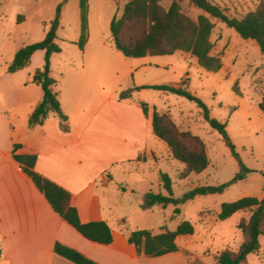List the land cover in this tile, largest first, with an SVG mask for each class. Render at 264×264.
I'll return each mask as SVG.
<instances>
[{
    "label": "rangeland",
    "instance_id": "374dc122",
    "mask_svg": "<svg viewBox=\"0 0 264 264\" xmlns=\"http://www.w3.org/2000/svg\"><path fill=\"white\" fill-rule=\"evenodd\" d=\"M65 0H0V141L7 140V123L10 112L26 94L24 86L32 80L34 73L43 68L44 51H38L28 67L15 73L7 72L8 65L22 48L44 40L57 8ZM130 0H88L89 38L85 51L76 44L81 36V0H66L61 9V27L58 31V44L64 49L62 54L54 55L53 76L58 80L57 91L60 94L61 74L59 64L72 60L79 63L91 61L97 44H105L111 52L110 63L114 69L108 79L122 84V92H131L126 99L146 102L152 111L155 107L162 113L171 112L174 121L184 131L199 136L207 146L210 167L200 175H191L181 180L184 164L173 157L155 164L142 165L135 161L130 164L135 170L124 177L125 184L134 189V194H125V198L115 194L119 207L133 209L127 220L128 230H155L166 225L169 230L177 229L182 221H190L195 226L191 241L181 239L193 257L201 256L202 264H215L214 255L230 247L238 249L242 242V232L238 228L241 219H249L250 213H236L226 221L217 219L223 203L235 202L244 197L262 198L264 195V113L259 103L264 97V55L259 46L251 40H243L236 31L213 20L215 28L211 40L213 54L223 60V68L218 73L208 72L199 66L195 57L187 58L183 53L152 58H126L114 46L111 35V22L121 17ZM226 10L230 17L242 18L254 11L264 0H211ZM171 0L164 3L168 7ZM183 12L196 20L202 11L185 0L180 2ZM145 60L165 63L162 68L145 69L136 67ZM110 64V65H111ZM112 70V69H111ZM189 77L185 78L184 75ZM184 82V83H183ZM186 84L188 90L199 97L209 108L212 118L227 123V131L236 151L247 168L254 170L243 181L229 185L224 192L197 196L184 201L178 207L180 215L174 212L176 207L166 209L158 207L154 211H144L142 205L149 192L159 193V178L162 173L170 176L174 197L183 200L186 193L201 186H222L232 181L240 172L239 163L232 155L222 136L205 121L198 106L184 97L163 93L153 89L136 88L137 85ZM240 90L237 94L234 87ZM144 87V86H143ZM160 144L165 143L158 139ZM164 153V152H163ZM161 180V179H160ZM161 183V182H160ZM162 186V185H161ZM121 208V209H122ZM140 208L138 211L137 209ZM260 254H252L248 264H264V237L260 238ZM189 243V244H188ZM247 263V262H246Z\"/></svg>",
    "mask_w": 264,
    "mask_h": 264
},
{
    "label": "crops",
    "instance_id": "0c3cea01",
    "mask_svg": "<svg viewBox=\"0 0 264 264\" xmlns=\"http://www.w3.org/2000/svg\"><path fill=\"white\" fill-rule=\"evenodd\" d=\"M106 47L97 44L91 61L72 60L58 65L60 101L69 131L62 129L58 117L29 129V117L43 97L42 89L32 80L24 86L26 94L20 102L8 109L7 123L12 128L7 125L8 141H0V264H74L55 253L56 244L77 250L98 264H202L201 256L193 257L187 245L180 243L181 239L190 242L192 235L179 237L178 251L160 257H148L128 241L135 230L127 229V220L134 210L121 209L114 197L117 194L122 200L125 194L135 192L125 184L124 177L141 169L133 170L130 164L144 157L142 165L153 162L158 168V163L165 160L162 154L169 160L172 155L153 130L152 117L157 109L151 111L147 105L145 114L140 104L146 102L119 98L122 84L108 79L115 66L109 61L112 54ZM63 52L62 48L60 54ZM177 53L193 57L190 53ZM163 66L165 63L145 60L136 68ZM143 86L149 85L136 88ZM16 145L20 148L15 154L36 156V172L72 195L82 223L109 224L114 234L111 245L89 241L52 209L14 160ZM158 182L163 192L160 178ZM158 207L164 209L155 206L149 211Z\"/></svg>",
    "mask_w": 264,
    "mask_h": 264
},
{
    "label": "trees",
    "instance_id": "16d2710c",
    "mask_svg": "<svg viewBox=\"0 0 264 264\" xmlns=\"http://www.w3.org/2000/svg\"><path fill=\"white\" fill-rule=\"evenodd\" d=\"M167 1L130 0L121 17H114L110 27L111 35L115 48L124 57L141 59L171 56L177 52L190 53L197 59L200 67L208 72L218 73L223 68V60L212 53L214 44L211 37L215 28L213 20L236 31L243 40L254 41L264 55V1L246 16L236 18L228 16L226 10L211 0H187L203 12L196 20L183 12L180 2L185 0H171L169 6L165 7L164 3ZM63 4L57 8L56 16L51 22L44 40L22 48L7 67L8 73L15 74L28 67L38 51L45 53L43 68L37 70L32 77L33 83L42 89L43 97L29 117L30 130L43 125L50 117H58L62 129L70 130L68 117L62 109L60 94L57 91L59 82L52 75L51 62L53 55L62 52V48L58 44V31L61 27ZM80 6L81 36L76 44L81 51H84L89 38L88 0H81ZM142 89L171 93L194 102L202 111L205 121L222 136L240 167V172L228 184L217 187H197L186 193L183 200L174 197L172 180L168 174L162 173L160 182L163 192L154 193L151 191L147 193L142 205L144 211L152 210L155 206H162L166 209L170 205H174L176 209L172 218H175L176 215L181 214L178 206L184 201L193 200L197 196L222 193L229 185L243 181L249 173L254 172L246 167L237 153L227 131V123L212 118L208 106L191 93L186 84L181 86L149 85ZM234 90L237 94H241L237 86L234 87ZM129 97H131L129 91L119 95L120 99ZM140 106L147 114V105L141 103ZM259 108L264 113V97L259 103ZM152 122L157 138L167 145L174 159L184 164V170L180 175L181 180H186L191 175H200L210 167L205 142L192 132L182 130L174 122L170 113L154 110ZM18 148L20 145L14 146V160L20 164L24 173L30 177L52 209L89 241L101 245H111L114 241V234L109 224L105 221L82 223L77 208L72 204V195L36 172V156L15 154V150ZM143 160L144 157H139L137 161ZM261 173L264 176V172ZM241 212L250 213L249 219L243 218L238 224V228L242 232V243L238 250L227 247L219 251L215 256V264H246L250 255L260 254V238L264 237V195L262 198L244 197L235 202L223 203L220 211L217 212V219L226 221ZM194 233L195 226L190 221H182L174 231L169 230L166 225L161 226L158 232L145 229L135 230L129 234L128 241L137 248L138 252H143L148 257H160L177 252V239L181 236L194 235ZM54 251L74 264H98L77 250L61 244H56Z\"/></svg>",
    "mask_w": 264,
    "mask_h": 264
}]
</instances>
